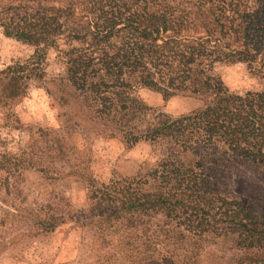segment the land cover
Segmentation results:
<instances>
[{"label": "trees", "instance_id": "16d2710c", "mask_svg": "<svg viewBox=\"0 0 264 264\" xmlns=\"http://www.w3.org/2000/svg\"><path fill=\"white\" fill-rule=\"evenodd\" d=\"M0 30L34 47L0 69V109L31 86L60 106L78 98L74 108L90 125L81 130L127 147L147 142L159 153L133 176L67 173L86 181L87 206L29 213L30 231L50 233L67 222L89 229L92 245L108 248L105 264H204L205 244L216 239L235 252L226 264H264V0H0ZM59 41L64 74L52 89L44 62ZM220 63L245 65L260 86L230 90L214 74ZM142 87L199 104L171 116L136 97ZM36 167L47 171L24 166ZM238 170L258 180L249 187L257 193L234 199L229 213L165 193L195 180L218 193Z\"/></svg>", "mask_w": 264, "mask_h": 264}, {"label": "rangeland", "instance_id": "374dc122", "mask_svg": "<svg viewBox=\"0 0 264 264\" xmlns=\"http://www.w3.org/2000/svg\"><path fill=\"white\" fill-rule=\"evenodd\" d=\"M33 50L32 45L7 37L0 30V69L26 60ZM64 51L62 41L47 51L44 68L49 88L56 89L51 80L64 74ZM214 74L235 92L257 89L261 84V78L243 64H216ZM134 95L171 116L187 113L199 104L198 98L188 94L164 99L159 92L145 87L136 89ZM77 99L60 106L45 89L31 86L25 97L0 109V264H105L108 248L100 250L92 245L96 236L93 231L67 222L53 232L34 233L30 230L36 225L29 215L43 216L54 210L64 213L87 206L86 181L67 173L76 171L106 181L143 173L158 161L159 153L147 142L127 147L116 139L85 132L90 125L81 122V111L74 108ZM74 124L78 126L74 128ZM81 124L86 129L81 130ZM45 130L51 131L48 133L56 148H62V154L56 155ZM30 162L47 171L24 168ZM247 178L251 184L246 183ZM253 178L238 170L218 193L209 190L202 180L166 189L165 193L212 212L229 213L234 199L256 195L257 191L249 188L258 182ZM205 247L204 264H226L235 256L227 241L216 239Z\"/></svg>", "mask_w": 264, "mask_h": 264}]
</instances>
